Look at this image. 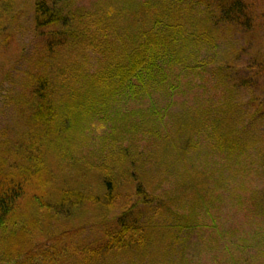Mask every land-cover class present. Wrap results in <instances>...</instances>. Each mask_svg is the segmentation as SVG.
I'll return each instance as SVG.
<instances>
[{
  "label": "trees",
  "instance_id": "1",
  "mask_svg": "<svg viewBox=\"0 0 264 264\" xmlns=\"http://www.w3.org/2000/svg\"><path fill=\"white\" fill-rule=\"evenodd\" d=\"M77 1L33 0L27 10L35 39L42 38L34 44L37 71L26 72L37 105L31 121L45 133L21 163L11 162L9 143L0 144V264H25L35 252L33 242L53 223L74 226L84 218L103 227L100 246L80 239L71 243L57 230L60 242L43 264H68L75 255L82 256L83 264H109L125 253L169 258L173 245L168 241H181L198 222L199 208L188 207V200L197 198L200 205L206 198V177H199L186 161L192 150L206 142L226 160L256 151L264 167V142L246 132L247 115L230 108L233 89L223 88L227 100L208 98L197 110L175 112V93L192 89L187 79L197 85V66L181 55V44L198 38L214 43L210 21H191L182 13L181 6L193 0H143L125 10L117 8L118 0L91 7L76 6ZM20 2L0 0V40L6 44L14 39L13 13ZM240 3L224 4L223 9L236 15L231 21L244 22ZM194 22L189 32L186 23ZM88 52L98 54L100 61L91 74L85 65ZM160 90L171 99L164 106L154 96ZM118 97L122 108L110 119V149L103 147L99 153L104 156L98 159L88 158L81 148L76 150L75 135L95 119L99 106ZM63 120L71 124L68 138L63 136ZM103 121L108 122L98 120ZM174 172L180 180L186 176L184 181L176 182V192L163 190ZM262 195L259 208L264 214ZM141 204L150 206L147 212H154L156 220H141L146 211ZM170 217L173 224L166 225ZM114 221L118 227L112 226ZM103 254L111 259L103 261Z\"/></svg>",
  "mask_w": 264,
  "mask_h": 264
},
{
  "label": "rangeland",
  "instance_id": "2",
  "mask_svg": "<svg viewBox=\"0 0 264 264\" xmlns=\"http://www.w3.org/2000/svg\"><path fill=\"white\" fill-rule=\"evenodd\" d=\"M32 1L21 0L19 9L13 13L17 21L11 26L12 34H15L11 43L0 40V144L6 146L9 143L13 152L9 154L12 163L27 161L26 154H32L31 146L40 139L41 132L45 133L44 127L37 128L31 121L37 105L36 98H33L27 86L29 79L26 78V72L37 71L33 68V61L39 54L34 44L42 42V38L35 39L32 13H27ZM142 1L118 0L116 6L125 10V7ZM235 1L241 2L238 6L243 12L240 14L244 22L230 20L235 14L228 12L227 8L223 9L230 0H193L181 6L182 13L189 14L186 15L189 20L207 19L215 32L211 36L214 43L198 38L181 44V55L187 56L194 69L197 66L194 73L197 74L198 87L191 78L187 79L192 89L184 87L175 93L174 109L175 112L188 108L197 110L200 102L203 104L208 98L227 100L229 94L223 88L233 89L234 98L230 108L239 114H246V132L252 133L255 140L264 142V107H260L264 104V0ZM100 2L102 0H78L76 6L91 7ZM194 24L186 23L189 32H192ZM189 53L194 56L193 59L188 56ZM85 61L87 71L91 74L99 65V55L88 52ZM221 71L224 74L222 77ZM157 87L162 88L160 85ZM154 96L162 106L171 101L163 90L157 91ZM117 99L107 100L99 106L95 119L91 123L87 121L85 128L75 135L78 139L76 150L81 148L88 158L98 159L104 156L99 153L104 150L103 147L110 149L114 130V123L110 119H114L115 113L122 108V97ZM102 117L108 122H98ZM61 126L64 138H68L66 130L70 129V122L63 120ZM202 144L200 150H192L186 158L199 177L203 175L206 177L203 180H207L206 191H202L206 195L205 201L199 205L197 198H191L186 204L194 209L199 208L198 222L194 221L195 229L185 233L177 243L168 241L173 245L169 258L158 255L156 259L152 254L132 256L125 253L114 258L111 264H264V214L259 208L264 193V167L258 154L251 151L243 158L226 160V155L214 152L213 148L210 150L206 142ZM73 154L78 155L75 151ZM175 173L170 174L173 178L165 183L163 190L176 192V182L182 184L186 176L180 180V175L176 173V179ZM97 192L95 190L93 194ZM141 206L146 208L140 215L144 223L156 220L152 216L154 212H147L150 206ZM170 222L171 217L169 223L165 224L172 225ZM60 224V227H56L53 223L41 238L33 242L35 252L32 260H23L25 264H43L45 255H51L60 242V238L55 237L57 230L60 231V237L63 236L61 239L69 238L71 243L80 239L83 243L97 244L95 248L100 246L104 229L94 225L89 218L80 219L74 226L63 222ZM118 225L117 221L112 223V226ZM109 258L104 255L101 259L105 261ZM82 259V256L75 255L68 264H83Z\"/></svg>",
  "mask_w": 264,
  "mask_h": 264
}]
</instances>
